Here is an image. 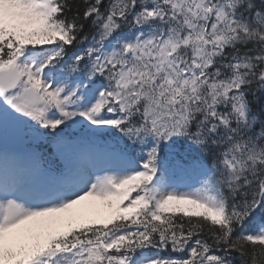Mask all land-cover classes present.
Segmentation results:
<instances>
[{
    "label": "snow or ice",
    "instance_id": "6c2138e0",
    "mask_svg": "<svg viewBox=\"0 0 264 264\" xmlns=\"http://www.w3.org/2000/svg\"><path fill=\"white\" fill-rule=\"evenodd\" d=\"M0 264H264V0H0Z\"/></svg>",
    "mask_w": 264,
    "mask_h": 264
},
{
    "label": "rangeland",
    "instance_id": "374dc122",
    "mask_svg": "<svg viewBox=\"0 0 264 264\" xmlns=\"http://www.w3.org/2000/svg\"><path fill=\"white\" fill-rule=\"evenodd\" d=\"M85 203H88V202H85Z\"/></svg>",
    "mask_w": 264,
    "mask_h": 264
}]
</instances>
